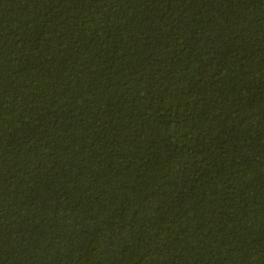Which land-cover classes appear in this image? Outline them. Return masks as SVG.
Returning <instances> with one entry per match:
<instances>
[{"label":"trees","instance_id":"trees-1","mask_svg":"<svg viewBox=\"0 0 264 264\" xmlns=\"http://www.w3.org/2000/svg\"><path fill=\"white\" fill-rule=\"evenodd\" d=\"M0 264H264V0H0Z\"/></svg>","mask_w":264,"mask_h":264}]
</instances>
